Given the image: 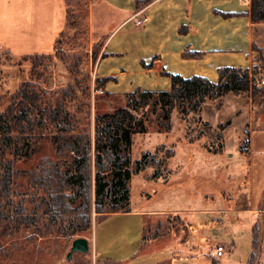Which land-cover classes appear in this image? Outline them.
Here are the masks:
<instances>
[{
  "label": "crops",
  "instance_id": "0c3cea01",
  "mask_svg": "<svg viewBox=\"0 0 264 264\" xmlns=\"http://www.w3.org/2000/svg\"><path fill=\"white\" fill-rule=\"evenodd\" d=\"M25 3L24 6V0H0V6L8 4L17 11L22 5L21 9L27 11V20L18 23L10 43L0 41V48L20 56L49 55L53 52L56 36L67 27L69 5L66 0H27ZM48 11H53L50 20L45 13ZM42 17L45 19L43 24ZM52 18L51 29L49 26L46 31V21L50 22ZM133 19L144 22L134 26V31L120 33L123 25ZM87 31L91 45L101 44L94 76L106 78L103 90L116 95L137 89L168 91L169 75L172 74L185 78L202 76L216 82L220 68L251 71L264 59V23L251 22L250 0H152L138 11L134 8V0H89ZM247 97L251 103L249 95ZM252 117H257L258 124L264 123V114H252ZM250 149H240L241 158L248 154L247 164L229 161L218 165L216 158L210 159L202 169H198L190 153L171 167L172 151L168 157L170 172L167 175L151 177L152 168L133 175L129 211L113 213L110 206L111 212L96 215L110 220L130 219L137 235L136 245L130 254L119 256L117 250L126 247L123 240L117 243L120 232L108 234L105 238L107 247L102 249H98L92 237L94 256L110 264H158L163 261L164 252L173 249L150 251V244L143 246V232L147 221L167 217L179 219L188 232V227L192 226L208 240L228 236L230 239L224 245L232 251L234 237L241 229L235 233L236 227L245 226V216L259 215L264 221L263 190H257L254 183ZM221 150L214 154L222 157ZM140 175L142 180H138ZM135 179L138 180V194L137 202L133 204L132 183ZM187 241L193 244L190 239ZM187 241L178 243V250H185ZM144 248L148 251L142 253Z\"/></svg>",
  "mask_w": 264,
  "mask_h": 264
},
{
  "label": "rangeland",
  "instance_id": "374dc122",
  "mask_svg": "<svg viewBox=\"0 0 264 264\" xmlns=\"http://www.w3.org/2000/svg\"><path fill=\"white\" fill-rule=\"evenodd\" d=\"M25 1L27 2V0H24V6L27 5ZM67 3L69 5L67 27L60 45L57 46V49H53L51 54L22 60L20 54L12 53L7 56L6 50L0 48V112L7 107L10 95L16 92L20 83L29 79L37 80L48 91L59 92L61 89L69 91L71 87L73 94L69 93L65 98L66 108L72 113H78L80 110L82 122L89 121L91 127L95 115L112 112L126 105L125 94L116 95L104 91L103 83L107 79H97L94 76V64L101 44L91 45L89 41L87 31L89 0H67ZM21 7L22 5H19V11H14L8 4L0 6V41L5 43L11 41L18 23L27 20V11ZM52 12H45L47 20H50ZM40 19L43 24L45 19L43 20V17ZM93 20L96 21L95 13ZM52 22L53 18L50 22L46 21V31H48L50 23L52 26ZM134 26H137L135 19L126 22L120 33L125 30L134 31ZM257 68L260 69L261 74H264V59L260 60L255 70H248V72L257 73L259 72ZM262 92H264V87L255 96H249L251 103H249L248 94L238 97L227 94L217 101H205L198 115L190 114L185 120L181 118L176 109L173 110L170 118L171 130L168 133H159L154 124H149L145 134L133 137L131 159L136 160L143 152L154 153L158 149L154 164L157 169L155 175H167L170 172L167 167L168 157L172 151H174V158L170 160L171 167L176 166L190 153L194 157L198 169H202L210 159L216 160V158L218 165L229 161L247 164L249 163L248 154L245 158H241L240 149L250 147L254 164V183L257 190H263L264 197V123L258 124L257 117H252V114H264ZM1 143L0 154L4 152L5 159H10L12 149L9 148V143L5 138ZM221 149H223L222 157L221 154H214L222 152ZM207 151L212 153L209 154ZM40 157H48L52 161L57 160L49 137H41L36 144L32 145L30 155L15 163V168L20 171L33 169ZM201 172L202 170L199 173ZM138 178V180L143 179L142 175ZM138 180L135 179L132 183L133 204L137 202ZM16 183L17 192H31L27 185V178L24 176H20ZM28 197V195L24 197L26 201ZM165 197L169 200L167 196ZM180 204L186 205L184 202ZM254 205L258 204L256 205L255 202ZM44 210V206L38 209L32 223L29 220L18 223L17 219L23 218L21 214L6 218L0 211V264H110L98 260L94 256L92 237L98 249H102L107 247L106 236L117 232L121 233V236L117 238V243L122 240L126 243L125 248L117 250L119 256L130 254L136 245L135 227L132 221L126 217L115 220L99 218L97 213L92 210L90 229L72 236L69 235L70 230L67 225L53 223ZM245 218V226L236 227L235 233L239 230L240 233L234 237L235 248L232 251L226 248L219 261L205 255V259L199 262L172 263L170 261L171 252L165 251L163 261L158 264H247L253 251L252 230L254 226L259 243L252 264H264V221L259 215H247ZM181 223L179 219L172 217L147 221L143 232V240H145L143 246L150 244L148 247L150 251L167 248L178 249V243L189 240L191 237L187 228L183 227ZM79 237L88 240L89 251L87 254L73 253L71 259L67 261L66 254L71 243ZM229 239L227 236L210 240L209 246H213L215 243L224 245L228 243ZM191 246L189 247L187 244L185 250L187 249V255L193 257L190 252L195 246L194 244ZM206 250L202 249L201 251ZM147 251V248H144L142 253Z\"/></svg>",
  "mask_w": 264,
  "mask_h": 264
},
{
  "label": "trees",
  "instance_id": "16d2710c",
  "mask_svg": "<svg viewBox=\"0 0 264 264\" xmlns=\"http://www.w3.org/2000/svg\"><path fill=\"white\" fill-rule=\"evenodd\" d=\"M151 1L134 0V8L138 11ZM250 19L253 24L264 23V0H250ZM63 33L55 40L53 49L60 45ZM5 52L7 56L11 54ZM43 56L46 55L20 58ZM169 77L168 91L137 89L127 93L124 107L95 115L92 127L89 121L82 122L80 110H67L65 98L73 94L71 87L69 91L56 92L46 90L37 80L21 82L0 112V145L5 138L12 149L10 159H5L4 152L0 154V211L4 217L21 214L23 218L17 219L18 223H32L38 209L44 206L49 219L67 225L69 235L73 236L90 229L92 210L107 214L111 206L113 213L128 212L131 177L147 168L154 170L151 177H155L157 170L154 164L158 149L131 159L135 135L145 134L149 124H154L159 133H168L175 109L185 120L190 114L198 115L205 101H217L227 94L246 93L252 97L264 87H257L248 70L242 68L218 69L216 82L202 76ZM41 137L50 138L57 160L40 157L33 169L15 168V163L27 158L31 146ZM20 176L27 178L31 192H17L16 180ZM252 231L253 251L247 264H252L259 243L255 226Z\"/></svg>",
  "mask_w": 264,
  "mask_h": 264
},
{
  "label": "built area",
  "instance_id": "2783aa9c",
  "mask_svg": "<svg viewBox=\"0 0 264 264\" xmlns=\"http://www.w3.org/2000/svg\"><path fill=\"white\" fill-rule=\"evenodd\" d=\"M144 22L143 19H136V25L140 26ZM258 69V68H257ZM260 69H258L259 71ZM249 76L251 79L254 80L257 87L261 88L264 86V74H261V72H251L249 73ZM189 233H190V240L193 241L194 249L190 253H192V256L187 255V249L186 250H172L170 261L172 263H178V262H190L194 261V259H199L201 257H204L205 255H208L215 260L219 261V259L223 256L225 253L226 247L220 243H215L213 246H209V241L207 238L200 236L195 228L192 226L188 227ZM187 241V240H186ZM186 244L189 245V247H192L190 245V241H187ZM192 244V245H193ZM202 249H207L206 251H201Z\"/></svg>",
  "mask_w": 264,
  "mask_h": 264
},
{
  "label": "water",
  "instance_id": "95a60500",
  "mask_svg": "<svg viewBox=\"0 0 264 264\" xmlns=\"http://www.w3.org/2000/svg\"><path fill=\"white\" fill-rule=\"evenodd\" d=\"M89 251V243L86 238L79 237L72 241L69 251L66 254V260L69 261L73 253L87 254Z\"/></svg>",
  "mask_w": 264,
  "mask_h": 264
}]
</instances>
